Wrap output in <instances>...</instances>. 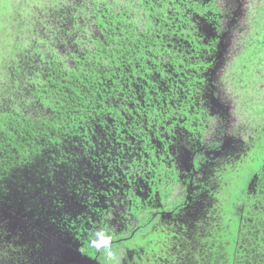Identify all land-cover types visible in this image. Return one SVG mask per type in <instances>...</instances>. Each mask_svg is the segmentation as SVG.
Masks as SVG:
<instances>
[{
    "label": "trees",
    "instance_id": "obj_1",
    "mask_svg": "<svg viewBox=\"0 0 264 264\" xmlns=\"http://www.w3.org/2000/svg\"><path fill=\"white\" fill-rule=\"evenodd\" d=\"M254 2L235 61L250 44L264 48V0ZM204 3L0 0V264L29 259L43 264L37 239L42 224L33 228L28 219L57 217L64 194L79 201L89 174L87 159L95 153L91 137L106 113L108 96L102 91H123L132 82L140 89L144 78L133 70L157 62V46L144 43L156 40L157 27L160 34H192L184 18L195 17L196 24V15L206 17L204 9L215 5ZM249 50L259 61L255 68L264 69V53L260 59ZM253 65L247 61L251 71ZM250 86L245 82L242 89ZM255 92L257 97L245 100L243 119L244 131L252 135L251 169L248 162L240 171L227 167L217 219L183 247L177 264H264V91ZM13 222L18 227L11 229ZM11 244L24 257L13 256Z\"/></svg>",
    "mask_w": 264,
    "mask_h": 264
},
{
    "label": "flooded vegetation",
    "instance_id": "obj_2",
    "mask_svg": "<svg viewBox=\"0 0 264 264\" xmlns=\"http://www.w3.org/2000/svg\"><path fill=\"white\" fill-rule=\"evenodd\" d=\"M210 1L215 7L196 15V24L195 17L184 18L192 34L170 36L157 27L156 40L144 43L157 46V62L133 70L144 78L140 89L132 82L123 91H102L106 113L91 137L95 153L79 201L64 194L57 217L28 219L33 228L42 224L43 264H101L89 257L98 251L91 244L98 232L119 250L120 264H177L183 247L217 219L224 170L239 167L241 160L232 169L229 162L242 155V138L249 146L252 139L243 108L231 112L228 101V90L240 89L232 86V66L250 9L246 0ZM133 210L146 220L139 223ZM136 234L151 240L137 243Z\"/></svg>",
    "mask_w": 264,
    "mask_h": 264
},
{
    "label": "rangeland",
    "instance_id": "obj_3",
    "mask_svg": "<svg viewBox=\"0 0 264 264\" xmlns=\"http://www.w3.org/2000/svg\"><path fill=\"white\" fill-rule=\"evenodd\" d=\"M227 1H231V0H217V3L220 4V5H225ZM255 3L256 2H254V0H246V5L244 4L245 5L244 7L245 8H253ZM250 16H251V14H250ZM248 17H249V15H248ZM245 23L247 25L246 26V30L241 34V36H240L241 41L240 42L244 41V35L247 34V32H248V30L250 28L249 21L246 20ZM249 49H251V50L254 49L255 50L254 52H258L259 55H260V59L263 56V53H264V48L263 47H261V46L255 47L252 44L246 46L245 49H244V52H242L240 57L237 58V60L234 61V64H233V74H234L233 75V78H234L233 84H235L240 89L228 90V91H231V94H230L231 96L228 97V101L230 103L231 112L236 113L238 111V108L239 109L243 108L242 113L239 114V115H241V118L245 114H247V111L244 110V107H246L245 103H247L248 101L245 102V98L257 97L255 89L260 88V89H262L264 91V69L261 68V67L255 68V66L257 64H259V61H258L257 58L249 56V52H250ZM245 50H246V52H245ZM254 52H251V53H254ZM255 55H258V54H255ZM247 61H251V62L253 61L254 65L252 66V68H253L254 71L253 70L251 71V66H247ZM242 65L246 66V70L240 69V67H242ZM252 75L255 77V78L253 77V82H252ZM245 82L246 83H251V86L248 89L249 91H244L242 89V86H244ZM239 91H242V93L239 92ZM249 92H251V93H249ZM237 100H240V101L238 102ZM235 119L237 120L238 116H236ZM242 139H243L242 144H243V146L245 148L241 152L242 155L234 158L232 161L229 162L230 163L229 165L231 166V169H232L233 167H236V166L238 167L237 161L241 160L240 161L241 163L239 164V171L243 168V166L247 162L249 163L250 169H251V166H252V163H251L252 160H250L251 159L250 154L253 153V151L252 152H249V151H251L253 148H252L251 145L249 146L248 143L244 142V140H246L245 138H242ZM247 151H248V153H246ZM256 154H257V149H256V152H255V155ZM248 174L249 175H251V174L253 175L251 170L248 171ZM252 175H251V177H252ZM217 179L218 178H215V188H217L219 190L220 186H219V184H217ZM234 179L236 180V178H234ZM225 192H226V189H225ZM132 212H133L134 218H138L140 220L139 223H141V221L146 220V218H143L139 213H137L136 210H133ZM19 224H21V223H19ZM10 227H11V229L12 228H17L18 224L16 225L13 222V223H11ZM150 227H151V223L149 224V228ZM140 231H142V230H140ZM140 231H138L137 233H139ZM144 232H145V229H144ZM133 240H135L137 243H140V241H144L145 243H147V241L151 240V238L150 237H141L140 234L139 235L136 234V237ZM20 241H22V240L20 239ZM12 246H13V244H11V247ZM22 250L24 251V254L27 256V252L29 251L28 247L26 248L25 246H23ZM145 250L147 251L146 248H145ZM108 251H111L113 253V255L111 257L108 256V254H107ZM10 252L13 253V256H15V257H17V256L24 257V255H22V253L18 254L19 250L17 249L16 246H13L11 248ZM28 257H32L29 252H28ZM89 257L92 260H95V261H97V262H99L101 264H120V260H121L122 255L119 252V250H115V248H113L112 246L108 245L107 249L104 248V247H101L100 249H98L96 254H93V255H91ZM135 258H136V256L134 255V259ZM22 259H24V258H22ZM25 262L29 264L31 261L29 259V260H26Z\"/></svg>",
    "mask_w": 264,
    "mask_h": 264
},
{
    "label": "clouds",
    "instance_id": "obj_4",
    "mask_svg": "<svg viewBox=\"0 0 264 264\" xmlns=\"http://www.w3.org/2000/svg\"><path fill=\"white\" fill-rule=\"evenodd\" d=\"M96 239L92 240L91 244L96 249H100L101 247H104L107 249L109 245V237L105 236L102 232L96 233ZM108 256L111 257L113 253L111 251H108Z\"/></svg>",
    "mask_w": 264,
    "mask_h": 264
},
{
    "label": "water",
    "instance_id": "obj_5",
    "mask_svg": "<svg viewBox=\"0 0 264 264\" xmlns=\"http://www.w3.org/2000/svg\"><path fill=\"white\" fill-rule=\"evenodd\" d=\"M208 1H209V0H208ZM231 1L235 2V0H231ZM64 255H67V254L62 253V254L60 255L59 262L62 261V260L66 257V256H64Z\"/></svg>",
    "mask_w": 264,
    "mask_h": 264
}]
</instances>
